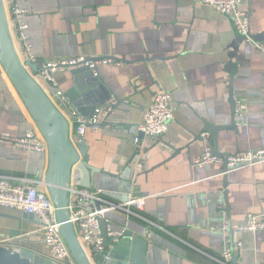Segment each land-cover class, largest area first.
Returning <instances> with one entry per match:
<instances>
[{
    "label": "crops",
    "instance_id": "obj_1",
    "mask_svg": "<svg viewBox=\"0 0 264 264\" xmlns=\"http://www.w3.org/2000/svg\"><path fill=\"white\" fill-rule=\"evenodd\" d=\"M243 2L252 35L264 33V0ZM3 3L8 13L10 2ZM19 3L29 10L27 35L38 65L47 59L115 57L97 63L96 69L88 67L93 77L109 86L107 103L137 90L130 101L117 102L107 118L100 117V122L110 124L86 128V156L71 169V187L101 190L112 202L124 201L130 193L144 197L142 210L107 212L114 226L127 228L110 255L126 257L128 264H224L222 250L227 241L229 264H264V228L231 233L248 215L264 218V160L238 163L226 171L217 163L201 167L192 163L204 151L200 134L208 132L206 121L229 125L234 118L236 129L218 133V149L224 154L264 149V51L244 43L231 18L202 0ZM257 42L264 45V38ZM89 71L74 67L54 74L69 104L80 97L79 88L88 84L84 77ZM230 82L233 97L247 103L242 118L234 116ZM158 91L169 93L173 118L159 139L140 138L137 155L136 126ZM53 98L66 115L75 142L71 106L54 91ZM77 111L89 115L91 106ZM29 116L0 70V174L43 181L48 157L19 149L9 140L27 130ZM208 139L209 134V145ZM138 160L146 166L141 171L136 170ZM224 223L226 232L221 230ZM2 244L14 251L25 250L34 264H42L38 257L45 258L38 222L28 220L18 209L0 207Z\"/></svg>",
    "mask_w": 264,
    "mask_h": 264
},
{
    "label": "built area",
    "instance_id": "obj_2",
    "mask_svg": "<svg viewBox=\"0 0 264 264\" xmlns=\"http://www.w3.org/2000/svg\"><path fill=\"white\" fill-rule=\"evenodd\" d=\"M9 2L10 5L6 17L15 48L22 62L31 61L35 63L37 59L33 52V44L27 35L29 10L27 7L22 6L19 0H9ZM202 2L228 15L234 24L236 33L242 38L244 43L264 51V45L252 37L250 15L243 0H202ZM97 61H91L82 56L42 60L39 65L37 63L40 71L35 74V78L42 85L45 82L43 85L45 89L53 90L54 95L60 97L62 102L68 106V100L62 96L57 88L54 74L77 65L94 69L97 67V63H105L107 60L100 59ZM46 83H48L50 88L46 86ZM233 100L234 116L236 118L244 117L247 111V103L236 96L233 97ZM68 111L74 124L75 141H79L88 125L98 124L102 118L107 117L112 112V109L111 107L98 106L90 117L80 114L72 107ZM172 118L173 110L170 105L169 93L165 91L156 92L150 103L144 108L141 122L136 126L137 133L135 132L134 143L137 155L141 152L138 133L141 132L145 136L159 139L167 132L168 124ZM27 122L29 125L27 130L21 135L12 136L9 140L19 149L42 153L48 157L47 142L35 121L29 116ZM200 136L205 141V148L200 155L194 158L192 161L193 165L198 167L206 163L223 165V158L214 157L210 153L209 145L206 142L208 132L204 131ZM260 160H264L263 148L227 155L226 167L233 168L238 163H254ZM145 167L144 161H137V171H141ZM40 184H43V181L38 178L0 174V207L18 209L24 213L34 214L43 235V244L46 249L44 257L53 264H75L60 232L56 218V207L45 188L39 187ZM143 204L144 197L135 196L131 193L128 194L124 201L112 202L102 196L101 190L70 186L67 204L69 219L91 261L95 256L101 257L103 260H109L112 248L127 233L125 226L116 227L113 225L106 216L107 212L114 209H122L133 213L131 208L142 210ZM263 228L264 218H258L252 214L248 215L244 224L238 226L231 233L235 235L238 231H255ZM221 230L226 232L228 225L224 223L221 226ZM222 257L224 264H229L231 253L227 246V241H225L222 250Z\"/></svg>",
    "mask_w": 264,
    "mask_h": 264
},
{
    "label": "water",
    "instance_id": "obj_3",
    "mask_svg": "<svg viewBox=\"0 0 264 264\" xmlns=\"http://www.w3.org/2000/svg\"><path fill=\"white\" fill-rule=\"evenodd\" d=\"M252 37L256 41H261L264 38V33L252 35ZM106 58L117 60L115 57H104V59ZM89 60L97 61L99 58L94 57ZM74 67L90 70L89 74L84 77L86 80H89L88 84L83 86L82 89L79 88L80 97L69 104L72 108L80 112H83L82 110L86 109L87 106H91L90 114L85 115L87 117H90L94 109L99 105L102 107H111L114 110L117 107V102H128L137 92L135 90L136 92L134 91L133 94L121 100L115 99L116 101L114 100L113 104L107 103L111 98L109 86L103 81H100L98 76L93 77L92 70L87 66L77 65ZM0 70L4 71L7 75L29 115L35 121L39 131L47 142L48 162L43 185L56 207V218L59 223L60 232L74 263L128 264V258L118 259L115 255L113 257L111 256L109 260H103L101 257H98L91 261L73 229L67 208L71 169L80 160V157L86 156L88 147L83 137L77 142H72L68 119L55 103L53 92L45 89L42 83L35 78V74L40 71L37 62L21 61L8 27L3 0H0ZM228 88L230 103L234 111V88L231 82ZM106 124L110 123L104 120L96 125H88L87 127L98 128ZM204 124L209 134L208 142L210 153L214 157L223 158V169L226 171L227 154L222 153L218 149V133L228 128L236 129L234 126V118H232L231 124L229 125H214L207 121ZM138 136L141 138L143 134L139 132ZM83 164L86 163L83 162ZM24 215L28 220L38 222L34 214L24 213ZM37 260L42 264H53L43 257H38ZM0 264H34V262L25 250L14 251L11 246L2 244L0 245Z\"/></svg>",
    "mask_w": 264,
    "mask_h": 264
}]
</instances>
